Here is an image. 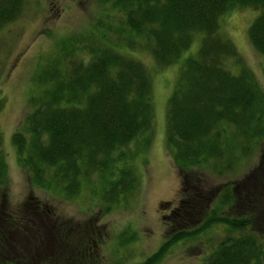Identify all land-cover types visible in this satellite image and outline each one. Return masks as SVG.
<instances>
[{"label":"trees","instance_id":"trees-1","mask_svg":"<svg viewBox=\"0 0 264 264\" xmlns=\"http://www.w3.org/2000/svg\"><path fill=\"white\" fill-rule=\"evenodd\" d=\"M101 1L109 2L111 10L101 12L95 26L36 61L27 95L30 109L24 116L27 134L17 131L11 135L28 179L72 196L79 191L83 176L109 171L114 160L123 155L118 150L131 143H135L136 153L146 149L152 128L151 80L148 70L131 53L142 50L158 68L164 67L179 59L194 34L200 36L198 47L177 67L166 98L163 141L171 160L184 169L210 162L222 172L236 160L235 150L249 154L264 137V89L230 39L219 33L217 21L230 9L256 10L246 30L247 41L254 54L264 58V0ZM21 2L0 0L1 28L18 16ZM112 15L116 20L110 23ZM2 156L0 149V184L5 173ZM260 157L261 177L246 178L250 200L242 199V206L234 208L235 193L226 187L217 198L221 206L241 212L232 219L222 218L210 208L197 220L194 199L205 198L204 192L193 187L196 180L192 176L183 181L188 191L184 187L185 195L182 192L171 214L178 210L181 219L190 217L199 227L189 232L168 231L158 250L138 264L155 263L169 244L217 224L225 225L227 233L201 264H264V240L251 230L253 222L260 221L256 209L261 211L264 201V148ZM132 171L125 166L114 179L108 173L113 181L103 177L106 183L100 196L105 209L106 204H114L134 190L138 177ZM17 210L0 215V258L9 264H13L12 251H23V247L33 251L28 244L30 231ZM88 239L91 241L85 238L80 245L75 241L72 248L68 246L72 259L64 250L60 259L82 264L88 254ZM24 257L26 261L32 258L31 254Z\"/></svg>","mask_w":264,"mask_h":264},{"label":"rangeland","instance_id":"rangeland-1","mask_svg":"<svg viewBox=\"0 0 264 264\" xmlns=\"http://www.w3.org/2000/svg\"><path fill=\"white\" fill-rule=\"evenodd\" d=\"M21 3L18 16L0 27V149L5 163L0 184V215L2 211L11 213L17 208L25 228L30 231L28 244L33 248L31 252L25 249L27 247L20 252L12 251L13 264H78L80 262L74 259L76 262L62 261L61 253L64 250L70 256L68 246L72 248L75 241L80 245L85 238L91 241L88 239V254L82 264H138L158 250L159 245L167 240L168 231L189 232L191 228L199 227L197 222H191L190 217L189 220L187 217L181 219L180 213H176L178 210L171 214V210L177 209L182 192L185 195L183 181L191 176L198 184L193 187H201L205 195L203 199H194L198 204L194 211L197 220L210 208H215L222 218L232 219L238 217L235 214L240 215L241 212L233 207L221 206L217 198L226 187L235 193L237 205L234 208L242 206L243 200H250L246 186L249 176L261 177L259 164L263 163L260 155L264 137L247 155L235 150L233 157L236 160L222 172L212 168L210 162L206 166L201 163L180 168L171 160L163 141L166 98L174 85L177 67L197 49L198 34L193 35L189 47L180 53L177 61L164 67L158 68L142 50L131 53L148 70L151 80L152 128L146 149L136 153L135 143H131L118 150L123 154L120 160H114L109 171L102 174L89 172L83 176L79 191L72 196H65L61 190L47 186L40 187L28 179L17 159L11 135L17 131L27 134L24 116L30 109L27 95L31 92V74L37 66L36 61L53 50L55 52L68 38H79L95 26L101 12L108 11L110 4L101 0H22ZM256 14V10L249 7L230 9L217 22L219 33L230 39L264 89V58L254 54L246 33ZM109 19L110 23L116 20L114 15ZM125 166L131 167L138 177L134 190L123 198L119 197L114 204H106L105 209L100 196L106 183L102 181L103 177L108 178L109 172L113 177L119 168ZM185 188L187 192L189 187ZM260 208L261 211L254 209L261 222L256 224L254 221L251 230L260 237L262 235L264 240V201ZM225 228L223 224L213 225L199 235L169 244L153 264H201L217 241L226 235ZM28 254L32 258L26 261L24 255ZM1 260L0 264L10 263Z\"/></svg>","mask_w":264,"mask_h":264}]
</instances>
